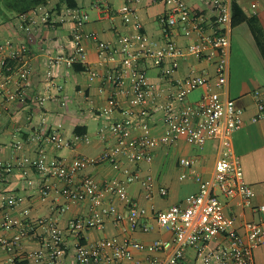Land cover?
Instances as JSON below:
<instances>
[{"label":"built area","instance_id":"2783aa9c","mask_svg":"<svg viewBox=\"0 0 264 264\" xmlns=\"http://www.w3.org/2000/svg\"><path fill=\"white\" fill-rule=\"evenodd\" d=\"M131 1L125 0L118 12L124 23L132 26V32L120 33L115 44L98 41L102 59L108 63L117 62L115 66L108 67L105 74L114 92L102 109V114L109 119L98 130L99 137L107 144L103 152L98 156L76 154L70 160L52 157L48 144L55 149L73 146L59 127L50 130L42 127L31 137L40 142L33 164L46 179L41 187L43 197H47L52 188L48 180L56 178L63 183L57 191L68 200L90 199L93 203L94 209L90 215L75 216L69 223L68 230L74 239V264H195L188 258L191 251L202 264H256L255 250L264 243V204L253 203L254 190L245 179L242 161L233 147L232 137L245 123V110L225 90L229 79L233 0H205L215 11L211 18L203 11L192 8L188 0H163L167 9L161 16L164 33L161 43L144 31ZM96 6L107 13L113 10L107 0H97ZM38 7L42 8V5ZM22 15L23 27L31 35L33 26L39 20L28 19L26 13ZM51 17L52 13L44 10L40 18L43 22H49ZM89 19V13L78 7L68 8L57 17L59 22L74 21L71 51L63 59L69 65L83 64L90 78L94 79L98 71L91 67L84 44L87 37L84 25ZM177 28L189 38L185 45L176 39ZM29 51L26 44L16 45L12 40L0 36V95L7 100L16 99L31 85ZM191 55L213 62L216 78L191 69L185 77L175 79V92L165 102H158L154 106L156 112H161L165 132L161 137L151 135L147 131L153 116L151 100L160 93L149 79L145 61L151 58L159 64L167 63L163 75L172 79L181 60ZM15 77L18 86L12 89L11 83ZM200 86L207 88L202 98L197 102L188 100L189 95ZM120 93L129 94V107L120 103ZM253 95L257 104V114L253 117L256 121L264 117V94L256 90ZM137 129L140 132H135ZM80 138L76 136L75 140ZM181 138L199 147L210 140L220 143L214 175L210 178L196 176L199 189L190 193L183 203L153 213L147 207L138 205L129 195V185L140 180L150 196L155 186L154 177L151 174L142 177L138 170L128 167H124V178L104 182L88 174L79 175L88 166L103 161L119 166L121 155L136 164L151 163L159 144H172ZM85 139L88 141L90 138L86 135ZM195 163V158L180 159V164L185 168ZM182 175L187 177L189 173L184 171ZM160 190L163 194L167 193L164 186ZM109 193L124 201L126 208L109 202L105 204ZM223 197L236 206L260 211L262 216L239 225L237 214ZM22 198L16 193L0 191V210L16 208ZM66 208L59 207V212H64ZM149 218L172 235L151 242L131 238L122 242L115 237L84 241L88 229L104 228L108 219L125 231L150 232L155 225L148 221ZM12 224L14 222L7 218L0 219V246L8 251H13L34 228L33 225H22L10 238L1 235V231ZM38 225L45 234L43 247L30 252L29 258L36 263L47 260L48 264H62L67 233L59 225L58 217L40 219ZM136 250L144 256L137 258ZM10 260L16 264V257Z\"/></svg>","mask_w":264,"mask_h":264},{"label":"crops","instance_id":"0c3cea01","mask_svg":"<svg viewBox=\"0 0 264 264\" xmlns=\"http://www.w3.org/2000/svg\"><path fill=\"white\" fill-rule=\"evenodd\" d=\"M76 6H70L67 0H48L41 4L42 8L26 12L29 19L36 18L38 23L33 26L31 35L23 27V15L7 13L1 10L0 36L10 39L16 45L26 44L29 47L28 60L31 68V85L17 96L7 100L0 95V191L16 193L22 196V202L14 209L0 210V219L7 218L14 222L10 228L3 229L1 235L10 238L15 235L22 225H33L27 235L13 251L0 246V264H13L11 257H16V264H48L47 260L36 263L29 258V253L43 247L44 230L38 225L40 219L58 217L59 225L67 233V247L62 264H74V239L68 230L70 220L79 215L88 216L94 206L90 199L71 201L57 191L62 182L51 178L48 182L52 188L47 197L41 192L46 179L38 172L33 162L37 157L40 142L32 139L42 127L53 129L59 127L61 132L73 142L72 147L55 149L47 145L52 157L59 156L66 160L76 154L88 156L100 155L106 143L99 137V127L109 118L102 114V109L108 103L109 95L114 87L106 81L108 67L117 62H105L99 53L98 41L104 40L115 44L120 33H130L133 28L126 25L118 12L125 0H107L113 10L107 13L96 6L97 0H73ZM143 29L149 36L163 42L164 33L161 16L167 7L163 0H132ZM188 4L203 11L207 17L215 15V11L205 0H188ZM244 13L245 20L233 25L231 33V53L229 59V79L225 88L227 95L236 99L238 105L244 108L245 123L233 134V147L240 157L245 173V179L254 190L253 203L264 204V117L254 121L257 114V104L253 93L261 90L264 94V0H233ZM81 8L87 11L90 19L84 25L87 37L84 40L88 59L92 68L98 71V76L90 78L86 67L81 63L69 65L63 59L71 51V37L74 21L59 22L57 17L68 8ZM44 10L52 13L49 22L41 21ZM211 31V30H209ZM176 39L185 45L189 38L180 28L175 31ZM167 63H158L154 59L145 61L150 81L155 84L160 93L151 100L150 127L151 135L161 137L166 129L161 119V112H156L155 105L165 102L171 93L175 92V79L185 77L191 69L209 74L216 78L215 65L207 60H200L191 55L180 62L173 73V78L163 75ZM18 79L15 77L11 88L16 89ZM207 91L205 86L195 89L188 100L197 102ZM124 107L130 106L129 94L118 95ZM138 108V107H137ZM136 109V108H135ZM140 132V129L135 130ZM89 136V140L85 136ZM76 136L81 138L78 140ZM220 154V143L217 140L208 141L203 147L196 146L181 138L175 143H161L154 150L151 163H134L120 156V164L116 166L109 161L90 165L79 175H91L104 182L125 177L124 167L138 170L142 177L151 174L155 186L149 196L140 180L129 185V195L138 205L145 206L150 212L166 209L173 204L183 203L185 198L199 189L196 176L210 178L214 175ZM182 157L195 158L192 167L185 168L180 164ZM187 171L189 176L182 173ZM167 188V193H161V187ZM224 198V197H223ZM225 199V198H224ZM231 210L237 214L238 224L250 219H258L262 212L250 207L236 206L234 202L225 199ZM114 203L119 208H126L124 201L117 195L107 194L105 204ZM66 206L64 212L59 207ZM150 232L125 231L112 219H108L104 228L88 229L84 241L92 242L99 238L115 237L120 241L126 238L143 242L170 237V231L161 229L156 222ZM137 258L143 253L136 250ZM189 260L202 264L197 260L193 251ZM256 264H264V243L255 250Z\"/></svg>","mask_w":264,"mask_h":264},{"label":"trees","instance_id":"16d2710c","mask_svg":"<svg viewBox=\"0 0 264 264\" xmlns=\"http://www.w3.org/2000/svg\"><path fill=\"white\" fill-rule=\"evenodd\" d=\"M48 0H2L3 12L22 14L37 8L39 5L46 3ZM70 6H76L73 0H67ZM245 20L242 10L233 4V25ZM264 50V49H263Z\"/></svg>","mask_w":264,"mask_h":264},{"label":"rangeland","instance_id":"374dc122","mask_svg":"<svg viewBox=\"0 0 264 264\" xmlns=\"http://www.w3.org/2000/svg\"><path fill=\"white\" fill-rule=\"evenodd\" d=\"M3 9H4L3 2H2V0H0V12H1V10L3 11ZM0 18H1V15H0Z\"/></svg>","mask_w":264,"mask_h":264}]
</instances>
